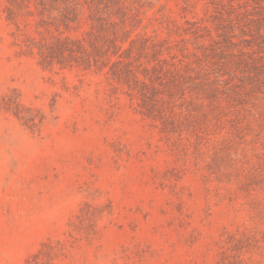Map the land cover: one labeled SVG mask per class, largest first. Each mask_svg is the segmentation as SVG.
<instances>
[{"label": "rangeland", "instance_id": "obj_1", "mask_svg": "<svg viewBox=\"0 0 264 264\" xmlns=\"http://www.w3.org/2000/svg\"><path fill=\"white\" fill-rule=\"evenodd\" d=\"M39 1L0 0V264H264V0L138 1L129 85L43 64Z\"/></svg>", "mask_w": 264, "mask_h": 264}, {"label": "trees", "instance_id": "obj_2", "mask_svg": "<svg viewBox=\"0 0 264 264\" xmlns=\"http://www.w3.org/2000/svg\"><path fill=\"white\" fill-rule=\"evenodd\" d=\"M138 1L40 0L36 9L43 18H47L44 26H53L59 32L52 35L51 42L39 47L42 63L98 72L109 67L108 74L113 79L128 85L138 82L134 61L150 57L160 67L167 62L162 58L164 49L150 38L140 34L133 38V34L142 27ZM86 10L90 23L87 37L72 40L63 36L62 27L69 31Z\"/></svg>", "mask_w": 264, "mask_h": 264}]
</instances>
